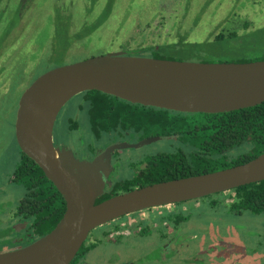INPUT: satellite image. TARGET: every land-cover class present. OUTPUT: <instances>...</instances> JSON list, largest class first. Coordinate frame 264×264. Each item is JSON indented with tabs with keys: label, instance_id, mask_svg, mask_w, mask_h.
Returning <instances> with one entry per match:
<instances>
[{
	"label": "water",
	"instance_id": "water-1",
	"mask_svg": "<svg viewBox=\"0 0 264 264\" xmlns=\"http://www.w3.org/2000/svg\"><path fill=\"white\" fill-rule=\"evenodd\" d=\"M157 46L118 50L53 67L21 93L14 137L65 201L56 225L17 248L0 250V264H70L97 226L144 208L167 205L264 180V152L223 169L155 182L96 200L106 188L114 149L157 139L117 141L78 159L53 141L60 109L75 95L98 90L131 103L178 112H228L264 101V59L200 62L134 55ZM19 230L18 227H15Z\"/></svg>",
	"mask_w": 264,
	"mask_h": 264
},
{
	"label": "rangeland",
	"instance_id": "rangeland-1",
	"mask_svg": "<svg viewBox=\"0 0 264 264\" xmlns=\"http://www.w3.org/2000/svg\"><path fill=\"white\" fill-rule=\"evenodd\" d=\"M2 4L5 7L0 6V231L10 236L14 233L11 228L8 231V225L15 219L11 212L23 194L22 188L10 180L20 155L14 137L17 103L21 93L40 74L91 56L155 45L184 33L188 41L201 42L233 28L244 36L223 41L208 54L191 57L175 50L171 57L184 61L236 62L245 56L264 53V0H2ZM60 4H70L71 18L68 8L65 13ZM86 4H96L99 8L86 9ZM106 4L112 5L111 17L107 15L94 33L87 32L88 25L77 33L80 19L95 21ZM72 17L78 25L71 23ZM82 98V92L71 98L60 110L55 124L62 139L75 145V149L93 139L86 108L81 115H74ZM71 118L75 122L78 118V127L82 126L77 136L74 132L63 133ZM213 196V199H225L217 194ZM209 200L202 198L204 202L191 210L187 229L191 233L197 231L196 239L216 246L230 240V245L236 246L234 243L242 240L248 252L264 250L263 213L235 214L228 210L227 204L211 206ZM20 238H15L18 242H12L11 237L0 239V247L20 246ZM146 247L142 239H130L121 245L104 241L88 259L91 264H104L103 257L110 250L118 249L126 256L142 253ZM188 252L204 256L196 248L190 247ZM220 256L217 253L214 258Z\"/></svg>",
	"mask_w": 264,
	"mask_h": 264
},
{
	"label": "trees",
	"instance_id": "trees-1",
	"mask_svg": "<svg viewBox=\"0 0 264 264\" xmlns=\"http://www.w3.org/2000/svg\"><path fill=\"white\" fill-rule=\"evenodd\" d=\"M109 8L111 4H106V8L90 28L98 27L105 20ZM162 22L165 23L163 20ZM177 25L179 27L180 24ZM147 27L148 24L145 25ZM242 36L244 34L233 28L229 32L220 31L207 40L192 42L187 40L184 33L176 39L169 38L168 41L151 45L157 46L156 49L133 54L147 53L148 55L143 56L173 59L171 53L179 50L195 57L211 53L223 41ZM262 59L264 53L245 56L236 62ZM82 97V105L79 103V107L86 108L92 138L96 141H112L124 133L135 131L140 137L149 134L169 135L184 144V147H178L173 153L150 158L153 166L145 173L141 185L212 172L246 162L264 152V101L228 112L190 113L131 103L98 90L84 91ZM70 126L75 127L72 124ZM89 146L92 147V141ZM17 149L20 155L13 169L12 179L22 188L23 194L17 202L14 216L26 221L27 226L19 233L11 228L15 233L11 241L18 242L16 240L21 237L22 245H26L45 235L56 225L64 212L65 201L37 163L21 152L18 146ZM135 185L137 184H119L114 189H131ZM110 195L105 192L96 202ZM223 195L229 199V209L234 213L264 214V180L238 186ZM212 197L213 195L208 196ZM216 199L212 198V204L217 203ZM4 233L0 231V239L8 232Z\"/></svg>",
	"mask_w": 264,
	"mask_h": 264
},
{
	"label": "flooded vegetation",
	"instance_id": "flooded-vegetation-1",
	"mask_svg": "<svg viewBox=\"0 0 264 264\" xmlns=\"http://www.w3.org/2000/svg\"><path fill=\"white\" fill-rule=\"evenodd\" d=\"M0 6H3L4 8L5 4H2ZM60 6L61 8H63L62 10H65V13L67 11L66 8H68L69 17L72 16L70 4H60ZM104 6L106 8V5H103L100 9V14L102 13V10H104ZM90 7L92 9H98L99 5L86 4V9ZM109 10L110 11L108 15L111 13L112 5ZM109 16L111 17V14ZM105 20L100 22L98 27H100V25H102ZM80 21L81 23L78 27L77 33L82 32L81 29L83 30V26L85 25L89 26L87 32L94 33V30H97L98 28H90V26L94 23V20L88 21L82 18L80 19ZM71 23L78 25L76 24L77 21H75L73 17ZM7 34L9 35V32ZM83 36H85V33ZM75 38L77 39L78 37ZM83 110L84 108H80L77 104L74 115H76V117L77 114L81 115L83 113ZM74 119L75 118H71L69 121L71 122L70 124L75 125V127H71L70 125H68L63 133L72 135L74 132L77 136V133L82 130V126L78 127V118L76 119V122L74 121ZM56 120L54 123V130H56V132L55 135L53 134L54 143H56L60 148L65 147L70 149L73 155L78 159H91L99 149H104L109 144L117 141L127 140L137 142L146 138L157 137L156 140L141 144L139 146L114 149L113 151H111L110 171L108 176L104 177V179L106 180V188L103 192L111 194L110 196L134 188L145 186L141 185V183L144 182L143 177L145 173H148L150 168L153 166V162L150 158L159 156V154H170L173 153L178 147H184V144L176 137H172L169 135L159 136L157 134H149L144 137H140V134L134 131L124 133L122 136L112 141H109V139L98 141L92 139L86 142L85 145H81L80 147H78L79 149H75V145H70L62 139L61 130L55 125L57 122ZM91 141L92 147L89 146ZM77 142L78 141L76 140V143ZM180 177L186 176H178L175 178ZM12 178L13 175L11 174L10 180L13 183ZM124 183H134L137 185H135L131 189H114L116 185H125ZM225 192L226 191L210 195L217 194V196H224L223 194ZM210 195L162 206L144 208L120 216L114 220L106 222L103 225L97 226L96 228L91 230L93 233L90 231L92 235L90 234V232L88 233V235L90 234V236L88 237L87 235L86 239H88L84 240L70 263L91 264L90 260L88 259L90 253L104 241L109 245H121L124 241L130 239H142L145 241V245L147 246L146 251L142 253H140L139 251L138 253L129 255L127 254L125 256L124 254H121L118 249H113L108 251L107 255L103 257L104 264H253L254 261H257L256 264H264V250L253 249L251 252H248L246 249V245H244V242H242V240H239V242H235L234 244L236 246L230 245L232 240L225 241L226 244L221 242V245L216 246L213 244H207L203 240L200 241L196 239L197 231L195 233H191L188 231L187 223L190 219L192 208L203 203L204 201H201V199L208 198V196ZM214 197L215 196H213L212 198ZM211 200H209V204L211 206L225 203L229 207V199L227 197H225V199L223 198V200L217 199V203L214 204H212ZM11 213L13 214V217L15 219L12 220L11 224L8 225V231L10 230V228L18 233L22 230H25L27 226L26 221H22L18 219V217L16 218L14 216V211H12ZM15 227H18L19 230H16ZM10 237L11 240L14 239V237L12 238V236L7 233L5 236L3 235L1 239L3 240ZM20 246H2L0 247V250L17 248ZM190 247L196 248L198 252H204V256H197L189 253L188 249ZM217 253H220L221 255L219 259L214 258L215 254Z\"/></svg>",
	"mask_w": 264,
	"mask_h": 264
}]
</instances>
